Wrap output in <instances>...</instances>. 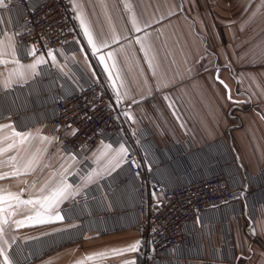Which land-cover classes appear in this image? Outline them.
Wrapping results in <instances>:
<instances>
[{"label":"crops","instance_id":"1","mask_svg":"<svg viewBox=\"0 0 264 264\" xmlns=\"http://www.w3.org/2000/svg\"><path fill=\"white\" fill-rule=\"evenodd\" d=\"M66 2L77 50H18L23 10L0 7V248L9 264H264V192L203 212L173 262L153 263L139 210L140 187L153 180L172 187L221 170L233 185L264 182V0ZM97 71L120 106L137 175L125 144L105 139L81 174L83 161L51 132L53 91H76ZM136 241L135 251L113 252Z\"/></svg>","mask_w":264,"mask_h":264},{"label":"built area","instance_id":"2","mask_svg":"<svg viewBox=\"0 0 264 264\" xmlns=\"http://www.w3.org/2000/svg\"><path fill=\"white\" fill-rule=\"evenodd\" d=\"M11 8H21L23 15L16 28V48L41 46L57 52L80 49L79 32L66 0H4ZM84 82L68 94L54 90L56 116L51 121V132L57 136L65 154L82 160L80 173L87 171L85 160L99 140L114 146L125 144L126 162L131 173L137 175L141 165L136 149L126 137L125 122L120 106L100 71L84 75ZM264 192V182L251 183L248 178L233 185L224 171H215L192 181L167 186L153 180L148 187H140L139 210L146 213V243L154 249L153 263L176 261L190 241L189 226H194L206 210L219 209L240 199L257 198ZM152 196L156 203L152 202ZM183 256V254H182ZM234 260L222 261L232 264Z\"/></svg>","mask_w":264,"mask_h":264},{"label":"snow or ice","instance_id":"3","mask_svg":"<svg viewBox=\"0 0 264 264\" xmlns=\"http://www.w3.org/2000/svg\"><path fill=\"white\" fill-rule=\"evenodd\" d=\"M2 6H4V0H0V7H2ZM81 23L83 24V20L81 21ZM85 34L88 36V43L93 46V50L95 51V44H94L93 38H92L91 34L87 31V29H85ZM221 83H223V81H221ZM16 135H21V134L16 133ZM120 151H124L123 147H121ZM63 193H64V189L59 188L53 192L51 197L46 198V200H49V201L55 200L57 197L62 196ZM0 199H2V197H0ZM21 203L29 204V203H32V201L31 200L21 201ZM49 206H51V205L49 204ZM2 233H3V228L0 227V234H2ZM139 245H140V241H136L133 244H131L130 246H128L127 248L114 249L113 252L119 253V252H125V251H135L138 249ZM0 255L4 256L5 264H9L8 257H7V255L4 254V251L2 248H0ZM98 255H103V253H100ZM91 258L92 257H89V259H91ZM81 264H82V262H81ZM126 264H131V262H126Z\"/></svg>","mask_w":264,"mask_h":264}]
</instances>
